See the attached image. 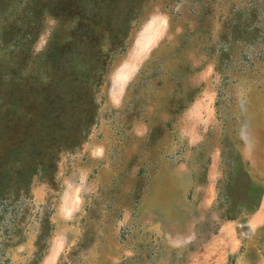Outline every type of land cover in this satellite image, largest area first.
I'll return each mask as SVG.
<instances>
[{"label": "rangeland", "instance_id": "1", "mask_svg": "<svg viewBox=\"0 0 264 264\" xmlns=\"http://www.w3.org/2000/svg\"><path fill=\"white\" fill-rule=\"evenodd\" d=\"M0 264H264V0H0Z\"/></svg>", "mask_w": 264, "mask_h": 264}]
</instances>
